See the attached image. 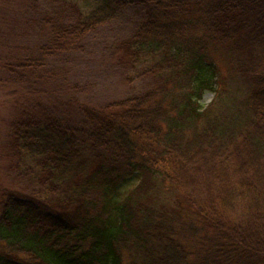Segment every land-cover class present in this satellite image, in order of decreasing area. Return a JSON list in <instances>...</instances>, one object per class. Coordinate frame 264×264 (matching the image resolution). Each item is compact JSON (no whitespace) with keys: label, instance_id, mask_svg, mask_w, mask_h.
Instances as JSON below:
<instances>
[{"label":"trees","instance_id":"obj_1","mask_svg":"<svg viewBox=\"0 0 264 264\" xmlns=\"http://www.w3.org/2000/svg\"><path fill=\"white\" fill-rule=\"evenodd\" d=\"M47 1L37 58L125 19L131 90L17 111L3 157L30 188L0 194V264H264V0ZM41 65L0 62V86L33 94Z\"/></svg>","mask_w":264,"mask_h":264},{"label":"rangeland","instance_id":"obj_2","mask_svg":"<svg viewBox=\"0 0 264 264\" xmlns=\"http://www.w3.org/2000/svg\"><path fill=\"white\" fill-rule=\"evenodd\" d=\"M56 1L76 4L84 14H88L99 0ZM51 13L47 0H0V62L21 63L33 59L42 64L39 71L42 78H36L38 83L33 94H24L25 90L20 85L0 86V194L3 190L28 192L30 188L28 181L12 178L14 173L6 169L7 159L3 157L7 125L19 109L27 110L26 104L30 98L61 111L77 113L81 106L91 104L95 107L103 100L115 101L130 94L131 85L125 81V76L133 75L134 71H130L131 62L124 55L121 44L127 27L130 28L132 24L125 19L106 24L65 54L40 59L37 58V47L44 44L49 36L45 30L39 32L36 29L35 20L37 16L44 18L51 16ZM134 60L135 64L131 65L139 70L154 62L151 56ZM221 67V72L226 74L225 65ZM214 97L213 91L205 89L199 102L202 108L210 105ZM19 170H25V166L20 164ZM138 182V175L129 178L120 187V195L134 188Z\"/></svg>","mask_w":264,"mask_h":264}]
</instances>
